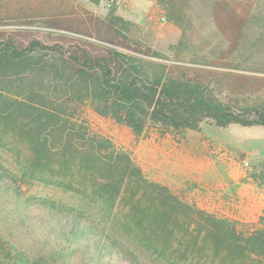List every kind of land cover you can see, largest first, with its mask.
I'll return each instance as SVG.
<instances>
[{
    "label": "rangeland",
    "instance_id": "rangeland-1",
    "mask_svg": "<svg viewBox=\"0 0 264 264\" xmlns=\"http://www.w3.org/2000/svg\"><path fill=\"white\" fill-rule=\"evenodd\" d=\"M113 17L129 23L121 29L126 52L204 69L225 101L264 104V0H0V39L104 46L99 39ZM76 109L72 136L85 152L70 163L58 155L36 168L28 141L0 132V164L17 174L23 198L84 213L135 259H96L94 249L75 243L66 250L78 249L71 264H264V242L228 251L227 239L213 237L199 218L228 222L240 239L262 228L264 127L204 122L196 131L149 127L136 135L88 102ZM43 215L33 210L23 232L22 245L34 255L56 244L57 229H41Z\"/></svg>",
    "mask_w": 264,
    "mask_h": 264
},
{
    "label": "trees",
    "instance_id": "trees-1",
    "mask_svg": "<svg viewBox=\"0 0 264 264\" xmlns=\"http://www.w3.org/2000/svg\"><path fill=\"white\" fill-rule=\"evenodd\" d=\"M110 23L108 36L99 39L108 44L104 46L74 39L50 45L36 39L25 43L0 39V132L28 141L34 167L48 168L58 155H67L63 164L77 155L84 157L85 151L80 152L72 136L75 128L70 120L84 102L98 116L136 135L149 127L161 133L196 131L204 122L220 128L264 127L263 103L240 106L225 101L222 87L207 81L204 69L168 64L149 52H126L128 38L121 29L129 23L118 17ZM33 210L44 214L41 229H57L52 252L34 255L30 246L22 245L23 232L35 219L29 216ZM199 215L213 228V237L227 239L228 251L246 250L247 242H264V225L249 240L240 239L228 222ZM49 237L40 236V240L51 243ZM75 243L94 249L96 259L115 253L135 261L84 213L46 199L23 198L17 174L0 164V264H71L78 249L66 250Z\"/></svg>",
    "mask_w": 264,
    "mask_h": 264
},
{
    "label": "built area",
    "instance_id": "built-area-1",
    "mask_svg": "<svg viewBox=\"0 0 264 264\" xmlns=\"http://www.w3.org/2000/svg\"><path fill=\"white\" fill-rule=\"evenodd\" d=\"M162 20H164V18H162Z\"/></svg>",
    "mask_w": 264,
    "mask_h": 264
}]
</instances>
